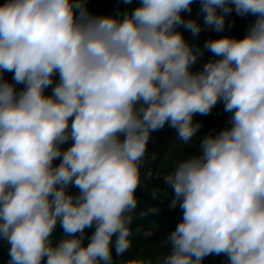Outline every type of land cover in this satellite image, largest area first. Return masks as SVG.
<instances>
[{
  "label": "clouds",
  "instance_id": "9594fccd",
  "mask_svg": "<svg viewBox=\"0 0 264 264\" xmlns=\"http://www.w3.org/2000/svg\"><path fill=\"white\" fill-rule=\"evenodd\" d=\"M120 2L130 7L109 15L90 12L88 0L0 4V239L8 264H113V247L117 256L132 247L151 133L167 124L190 145L202 127L194 117L218 103L231 114L228 126L206 134L199 153L164 177L170 207L182 210L163 242L170 250L121 264H203L221 254L227 264H264V0H198L203 25L182 15L194 0ZM233 11L254 18L242 38L201 48L178 31L223 32ZM205 50L214 58L194 71Z\"/></svg>",
  "mask_w": 264,
  "mask_h": 264
},
{
  "label": "trees",
  "instance_id": "16d2710c",
  "mask_svg": "<svg viewBox=\"0 0 264 264\" xmlns=\"http://www.w3.org/2000/svg\"><path fill=\"white\" fill-rule=\"evenodd\" d=\"M4 3V0H0V4ZM88 10L97 15H109L115 14L117 11H122L130 6L123 4L120 0H88ZM191 13H183L185 18L197 19L201 25H203V14L200 13V4L198 0H194L192 4ZM252 16H238L235 11L229 14L226 18V26L223 32H216L212 29L202 30L198 36H193L190 31L180 27L178 31L182 32L184 38L191 44L203 47L204 42L208 39H215L220 36L230 35L238 38H242L247 31L249 24L253 21ZM212 54L205 50L204 55L198 60L193 70H199L204 63L209 59H213ZM230 113L223 110V104L218 103L209 115L202 116L197 114L194 120L200 122L202 127L197 133L195 142L190 145H184L173 136V140L167 138L170 133H176L174 128L169 127L167 124L159 131H155V137L157 140L150 139L147 145V153L142 171V184L136 190V197L139 201L136 209V215L134 216L132 228V247L126 251L122 256L115 254V248L113 247V264H121V261L129 259L139 258H152L155 259L158 256L164 255L170 250V245L163 243L168 235L175 230L176 226L182 220V210L177 205L175 208L170 207L172 199V189L165 184L164 177L169 172L174 170L175 162L178 159L186 157L192 154L199 153L200 140L209 132L213 134L219 132L223 128L228 126L230 119ZM158 138L169 142V152L160 155V159L155 164L151 162L152 154L160 149ZM71 142H69L70 144ZM69 145H64L67 147ZM59 163V161H56ZM151 172L152 178L149 180L145 177V174ZM159 174V175H157ZM159 189L160 195L158 198L153 199L152 190ZM73 188L70 192H75ZM150 206H155L159 209L158 212L141 217L139 212L141 210L147 211ZM142 228L145 231L151 229L152 234L144 237L143 233H136V228ZM94 228L85 230V239L91 236ZM55 235L57 237L63 235L62 228L57 226ZM114 243V241H113ZM9 260V245L6 241L0 239V264H8ZM203 264H227V257L223 254L209 255L204 258Z\"/></svg>",
  "mask_w": 264,
  "mask_h": 264
},
{
  "label": "rangeland",
  "instance_id": "374dc122",
  "mask_svg": "<svg viewBox=\"0 0 264 264\" xmlns=\"http://www.w3.org/2000/svg\"><path fill=\"white\" fill-rule=\"evenodd\" d=\"M5 75V79H7L8 81H12V73H5L4 74ZM18 87H23L22 85H20V86H18ZM46 94H51V88H49L48 90H46ZM171 135L170 136H168L167 138L170 140V143H171V139L173 140L174 138H173V136H176V133H170ZM150 139H152V140H157L156 139V137H155V134H154V132L153 133H151V138ZM158 141L160 142V144H159V147H160V149H158V151L156 152H154L153 154H155V159L153 160L152 159V156H153V154H152V156H151V162L153 163V164H155L156 163V161L158 160V159H160V155H162V154H166V153H168L169 152V145H170V143L169 142H165V140H162L161 138H158ZM89 242V239H85L84 240V243H85V245L87 244Z\"/></svg>",
  "mask_w": 264,
  "mask_h": 264
},
{
  "label": "water",
  "instance_id": "95a60500",
  "mask_svg": "<svg viewBox=\"0 0 264 264\" xmlns=\"http://www.w3.org/2000/svg\"><path fill=\"white\" fill-rule=\"evenodd\" d=\"M72 190H73V188H70V189H69V191H72Z\"/></svg>",
  "mask_w": 264,
  "mask_h": 264
}]
</instances>
